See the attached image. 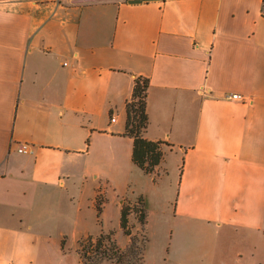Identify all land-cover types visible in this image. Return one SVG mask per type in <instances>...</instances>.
Instances as JSON below:
<instances>
[{
  "label": "crops",
  "instance_id": "obj_1",
  "mask_svg": "<svg viewBox=\"0 0 264 264\" xmlns=\"http://www.w3.org/2000/svg\"><path fill=\"white\" fill-rule=\"evenodd\" d=\"M131 1L0 0V264H70L58 239L71 224L101 234L90 224L106 169L126 187L113 197L119 225L122 201L143 195L136 182L158 202L169 191V261L192 238L206 264H228L229 244L236 263H259L264 0ZM138 77L143 137L163 143L150 175L124 136Z\"/></svg>",
  "mask_w": 264,
  "mask_h": 264
},
{
  "label": "rangeland",
  "instance_id": "obj_2",
  "mask_svg": "<svg viewBox=\"0 0 264 264\" xmlns=\"http://www.w3.org/2000/svg\"><path fill=\"white\" fill-rule=\"evenodd\" d=\"M115 179L108 171L107 169L104 170V173L102 172L99 175V190L96 200V206H99V200H104V204H109V208L107 211V217L103 218V214L100 217V222L97 221L96 217L92 218L91 221V230L95 234L105 233L108 234L109 232H114L115 239L121 248V245H123L126 241L128 242V245L126 248H121L123 250H126L130 245V239L124 234V232L120 229L119 225V216L117 210L114 208V195H118L119 193L122 194L126 191V187L124 184L118 185V189L115 187ZM118 184V183H117ZM137 186H139V192H142L143 195H134L133 200H125V203H130L134 207V212L130 216V220L132 221L130 225L133 234L137 236V243L136 247H141L142 239L145 238L148 239V242L146 244V250H145V259L144 264H206V261L203 260V254L201 249H199L201 246L197 239L190 238L189 240H185V243L182 245L180 251H179V257L176 259V261H173L171 259L168 260L169 257V240H170V223L172 219V213L170 209V195L169 191H163L164 194V200L162 199L161 202H158L153 198L152 192H149L148 185H146L143 181L136 182ZM117 191V193H116ZM129 196H132L131 193ZM142 197L144 203L145 200L150 198L149 203L151 205V213L147 211L148 214V225L146 226V229L143 230L140 225L138 224V212L143 207L141 203H139V198ZM146 206V205H145ZM89 224V222L87 221ZM73 224H71L72 226ZM66 226V233L63 237L58 239V244L60 247H63L65 252L68 255H72L70 264H83L82 262H78V249L79 245L78 242L86 237H83L77 233V235L73 232V226L72 227ZM93 237V236H92ZM98 237V235H97ZM97 237H93V239H96ZM53 241H57L56 238L52 239ZM233 246L230 247V244L224 249V258H227L228 264H252L250 260H244L240 263H236L237 259V253L236 251L233 252ZM243 254L249 255L251 253V247L248 246V242H246V245L244 243L243 245ZM134 253L130 252L128 253V258L126 259V262H129V264H135L136 262V254L139 250L136 249V251H133ZM80 258V257H79ZM258 264H264V251L260 252V258H259ZM104 264H111L110 262H105Z\"/></svg>",
  "mask_w": 264,
  "mask_h": 264
},
{
  "label": "trees",
  "instance_id": "obj_3",
  "mask_svg": "<svg viewBox=\"0 0 264 264\" xmlns=\"http://www.w3.org/2000/svg\"><path fill=\"white\" fill-rule=\"evenodd\" d=\"M149 81L148 79L138 77L135 79L133 94L131 100L126 104L127 121L124 136L133 140L132 161L144 173L153 174L161 164L164 153L162 151V142H152L143 137L148 128L149 120L146 113ZM139 203L143 207L138 212V224L145 230L147 226L148 215L145 203L140 197ZM98 203V201L96 200ZM104 206V200H99V206H96L98 222ZM134 207L130 203H121L120 228L130 239V245L126 250L119 247L114 232L108 234L101 233L96 239L88 236L78 242V255L83 264H129L126 262L128 253L139 250L136 254L135 264H144L145 250L148 239H142L141 247L137 248V236L133 234L130 225V216L134 212Z\"/></svg>",
  "mask_w": 264,
  "mask_h": 264
},
{
  "label": "built area",
  "instance_id": "obj_4",
  "mask_svg": "<svg viewBox=\"0 0 264 264\" xmlns=\"http://www.w3.org/2000/svg\"><path fill=\"white\" fill-rule=\"evenodd\" d=\"M43 1H48V0H43ZM56 1H60V0H56ZM229 99H233V100H237V101H240V102H245V99L242 97V96H239V95H233L231 97H229ZM116 119L115 117H113L111 119V122H115ZM19 153H27V147L26 146H22L19 148Z\"/></svg>",
  "mask_w": 264,
  "mask_h": 264
},
{
  "label": "water",
  "instance_id": "obj_5",
  "mask_svg": "<svg viewBox=\"0 0 264 264\" xmlns=\"http://www.w3.org/2000/svg\"><path fill=\"white\" fill-rule=\"evenodd\" d=\"M141 1L139 0H135V1H131V3H140Z\"/></svg>",
  "mask_w": 264,
  "mask_h": 264
}]
</instances>
